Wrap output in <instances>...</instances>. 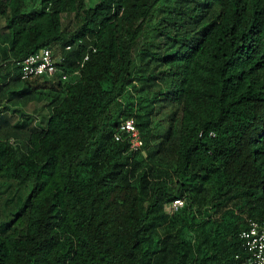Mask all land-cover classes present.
<instances>
[{
    "label": "trees",
    "instance_id": "1",
    "mask_svg": "<svg viewBox=\"0 0 264 264\" xmlns=\"http://www.w3.org/2000/svg\"><path fill=\"white\" fill-rule=\"evenodd\" d=\"M0 18V264H242L264 221V0H0ZM43 47L80 76L21 78ZM35 98L43 127L3 115ZM130 117L137 152L113 136Z\"/></svg>",
    "mask_w": 264,
    "mask_h": 264
},
{
    "label": "built area",
    "instance_id": "2",
    "mask_svg": "<svg viewBox=\"0 0 264 264\" xmlns=\"http://www.w3.org/2000/svg\"><path fill=\"white\" fill-rule=\"evenodd\" d=\"M66 49H69V46H66ZM53 51L52 47H43L25 56L19 62L21 78L40 75L51 78L57 73H61L62 80H67L70 75L80 76V67L75 68L70 73L63 72L59 67L63 57L54 55ZM87 59L88 55L86 54L80 66ZM113 136L117 141H125L128 150L131 152H137L143 146L140 131L132 117L122 120ZM183 205V198H175L171 201L169 208L170 210H176L183 207ZM240 238L248 253L242 264H264V221L250 219L246 228L240 232Z\"/></svg>",
    "mask_w": 264,
    "mask_h": 264
},
{
    "label": "rangeland",
    "instance_id": "3",
    "mask_svg": "<svg viewBox=\"0 0 264 264\" xmlns=\"http://www.w3.org/2000/svg\"><path fill=\"white\" fill-rule=\"evenodd\" d=\"M4 21L0 18V33H5V28H3ZM5 35H0V41L2 44L5 41ZM4 45V44H3ZM55 51V50H54ZM53 51V52H54ZM8 106L10 108H15L21 110L25 115L23 117H18L17 113L4 112L3 115L12 123L22 125L27 130H37L43 127L48 115L50 113L51 107L53 105L50 99L45 98H35L29 101L22 100H12L9 101Z\"/></svg>",
    "mask_w": 264,
    "mask_h": 264
}]
</instances>
